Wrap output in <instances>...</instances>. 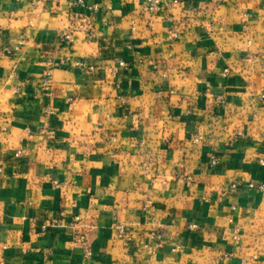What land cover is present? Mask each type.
<instances>
[{
    "label": "crops",
    "instance_id": "0c3cea01",
    "mask_svg": "<svg viewBox=\"0 0 264 264\" xmlns=\"http://www.w3.org/2000/svg\"><path fill=\"white\" fill-rule=\"evenodd\" d=\"M73 1L0 0V264H264V0Z\"/></svg>",
    "mask_w": 264,
    "mask_h": 264
},
{
    "label": "built area",
    "instance_id": "2783aa9c",
    "mask_svg": "<svg viewBox=\"0 0 264 264\" xmlns=\"http://www.w3.org/2000/svg\"><path fill=\"white\" fill-rule=\"evenodd\" d=\"M30 2L33 6L35 7H41L46 0H27ZM173 6H180L184 8V20L185 21H190L194 18V16L197 13V6L196 4L189 3L186 5V0H170L169 2H165L163 0H148L147 2V11L150 14H157L163 10H169ZM96 7L94 6H87L84 0H75L72 2V10H71V16L74 19L82 18V10H88V11H95ZM90 38H94L93 34L90 32L89 33ZM179 37V32L177 31H170L168 34V39L171 41L176 40ZM59 41L64 42L66 44H72L74 42L73 36L70 33H65L59 35ZM25 44L24 40H19L16 43L13 44H0V57H12L15 54L19 53L23 46ZM250 44V42L248 43ZM119 67H125L126 62L122 59H119L117 61ZM90 70H93V67H89ZM228 70L224 71V74H227ZM43 89L46 91H50L51 89V81L48 78H45L42 83ZM21 88L17 87L16 92H20ZM219 102H223L224 98L219 97L218 98ZM42 113L45 117H50L54 111L50 106H44L42 109ZM46 135H52V132H44ZM237 135H241L240 132H237ZM191 140L193 143H201L204 140V136L201 134H193L191 137ZM21 154V151H17L15 156L19 157ZM154 163V158L153 157H148L144 162H143V167L145 169H148L152 164ZM261 164H264V160H260ZM211 164L213 166H216L218 164V159L216 157H213L211 160ZM3 174V169L0 167V176ZM180 178L184 177L182 174L178 175ZM187 180L190 181V178L187 177ZM250 189H257L259 191H264V181L261 182L258 185H255L253 183H250L248 185ZM239 188V184L233 183L230 186L229 192L234 193L237 189ZM81 222V217L79 215L74 216L73 220L70 222V227L75 228L79 223ZM63 224V221L57 218H53L48 220L46 223H44L41 226V233L45 234L49 228L52 227H59ZM191 229H196L197 225L196 224H190L189 226ZM117 230L120 233V235L124 234V229L121 226H117ZM76 240L77 242L82 246L84 257L86 260L90 261L93 257V252L88 245L87 238L85 232H78L76 234ZM163 240V234L160 232H152L150 234V242L154 244V246H159L160 243ZM145 248L149 247V244L144 245ZM257 258V257H256ZM3 264V263H1Z\"/></svg>",
    "mask_w": 264,
    "mask_h": 264
}]
</instances>
